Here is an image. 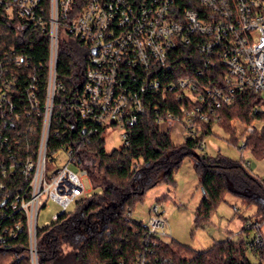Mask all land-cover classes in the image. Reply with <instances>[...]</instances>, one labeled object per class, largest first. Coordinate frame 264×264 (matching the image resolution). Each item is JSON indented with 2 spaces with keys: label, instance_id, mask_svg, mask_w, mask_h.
I'll return each mask as SVG.
<instances>
[{
  "label": "trees",
  "instance_id": "16d2710c",
  "mask_svg": "<svg viewBox=\"0 0 264 264\" xmlns=\"http://www.w3.org/2000/svg\"><path fill=\"white\" fill-rule=\"evenodd\" d=\"M178 3L187 9L200 7V0H179ZM18 23L9 19L0 6V86L1 81L9 86L15 84L5 89L7 97L4 109L0 110V239H4L0 240V264H32L24 215L12 209L17 195L27 193L28 180L18 168L11 173L10 166L22 165L27 156L26 147H30L31 155L37 150L42 119L35 112L28 115L25 109L30 106L31 94L43 109L49 72L48 33L34 27L21 30ZM89 62V46L71 38L61 39L57 63L60 89L54 100L48 155L53 159L62 148H73L76 166L88 172L91 184L99 193L81 198L74 203L75 211L67 210L50 225L38 229V264H134L141 254L152 256L155 264H264V247H249L243 239L218 242L204 251L160 239L155 246L152 242L146 246L141 222L129 219L149 190L163 183L173 186L176 171L191 157L204 194L195 214L197 227L208 223L227 192L235 194L243 204L256 205V221L261 224L264 181L250 173L243 158L239 162L221 155L213 158L203 146L206 137L218 127L242 151L245 134L233 123L253 124V109L262 103L260 97L251 91L238 93L234 104L223 105L216 111L217 124L205 126L209 131L207 136L186 138L179 145L172 141L169 132H161L157 123L159 114L168 110L177 112L178 104L150 99L146 115L130 134L129 146L108 153L106 130L98 128L91 134V126L81 121L76 123L70 114ZM174 64L180 77L183 68L193 72L200 68L202 60L195 48L182 47L176 52ZM210 70L208 74L212 77L213 68ZM248 149L263 156L264 135L256 133L246 137L245 150ZM250 221L242 229L246 236L252 230L247 228ZM19 222L22 230L15 237L5 233V229H13ZM150 252L153 253L149 255ZM250 253L253 259L249 258Z\"/></svg>",
  "mask_w": 264,
  "mask_h": 264
},
{
  "label": "built area",
  "instance_id": "2783aa9c",
  "mask_svg": "<svg viewBox=\"0 0 264 264\" xmlns=\"http://www.w3.org/2000/svg\"><path fill=\"white\" fill-rule=\"evenodd\" d=\"M178 2L0 0L6 15L19 22L21 30L39 28L48 33L50 40L46 101L41 110V103L31 94L30 106L25 109L28 115L35 112L42 119L38 147L33 155L30 147H26L22 165L10 166L11 173L18 168L28 180L27 193L17 195L12 209L24 215L32 264H38L37 220L47 202L53 201L62 210L56 221L72 204L92 196L84 183L89 179L88 172L76 166L73 148H62L53 159L48 155L54 100L60 89L57 63L62 38L90 47L85 81L70 106V114L76 123L91 126V134L98 128L106 132L120 128L123 146H129L130 134L146 115L150 99L160 98L163 103L178 104L177 112L168 110L159 114L157 123L161 132L171 133L175 127L183 142L186 138L207 136L205 126L219 121L216 111L223 105L234 104L238 93L251 91L262 103L253 109V124L245 126L237 122L236 127L245 134L242 151L246 148V137L264 135V0H200L198 10L182 8ZM182 47L195 48L202 64L193 72L183 68L178 77L174 63L176 52ZM210 68L212 77L208 74ZM1 84L0 110H3L5 89L15 84L9 86L3 81ZM10 109L16 111L14 106ZM60 162L64 165L55 169L53 166ZM245 165L250 167L249 162ZM3 176H7L6 171ZM141 227L144 245L152 242L155 246L165 235L167 219L156 206ZM247 228L255 231L248 246L264 247L261 224L251 220ZM21 230L19 222L13 229H5V233L15 237ZM154 262L152 256L141 254L134 264Z\"/></svg>",
  "mask_w": 264,
  "mask_h": 264
},
{
  "label": "rangeland",
  "instance_id": "374dc122",
  "mask_svg": "<svg viewBox=\"0 0 264 264\" xmlns=\"http://www.w3.org/2000/svg\"><path fill=\"white\" fill-rule=\"evenodd\" d=\"M233 125L236 127L237 122H234ZM121 135L120 128H111L106 132L105 147L108 153L123 147L124 142ZM174 137V142H180V137L178 138L177 135ZM230 142L231 136L225 130L214 127V133L206 138L205 152L213 158L221 155L237 162L243 158L246 163H250V173L255 178L264 181V154L260 157L249 149L242 152ZM63 165L64 162H60L53 167L59 169ZM72 169L77 173L80 172L78 168ZM174 178L175 184L173 186L165 183L159 184L146 193L143 201L135 207V211L131 216L133 221H148L151 217V210L157 206L167 219V228L165 235L161 236V240L164 243L176 242L196 251L207 250L216 241L227 240L229 237L233 241L240 239L249 241L254 238V230H251L250 238L246 239V235L242 233L240 228L245 226L248 220L256 221L258 213L256 205L243 204L239 197L227 192L212 213L208 223L197 227L195 214L204 194L200 187L199 176L195 170L194 159L191 157L186 158L176 171ZM84 183L89 195L99 193V189H95L88 178L84 180ZM75 209L74 204L68 208L69 212H73ZM61 211L56 203L48 201L38 215L37 224L39 229L45 228L54 222L55 217ZM261 232L264 236V219L261 221ZM249 258L253 259L251 253Z\"/></svg>",
  "mask_w": 264,
  "mask_h": 264
},
{
  "label": "crops",
  "instance_id": "0c3cea01",
  "mask_svg": "<svg viewBox=\"0 0 264 264\" xmlns=\"http://www.w3.org/2000/svg\"><path fill=\"white\" fill-rule=\"evenodd\" d=\"M175 135H177L178 136V138L180 137V142H174V136ZM170 136H171V138H172V141L175 143V144H177V145H179V144H182L183 143V139L181 138L182 137V135L180 134V131L177 129V128H173V130H172V132L170 133ZM246 222H248V221H246ZM244 228V226L242 227V228H240L241 230ZM250 234H251V231L249 232V234L246 236V239H248V238H250ZM242 236H243V234H242ZM228 239H231V237H229ZM227 239V240H228ZM233 240V239H232ZM223 241H226V240H222V241H216L215 243H218V242H223ZM215 243H213V245L215 244ZM212 245V246H213ZM212 246H210L209 248H211ZM208 248V249H209Z\"/></svg>",
  "mask_w": 264,
  "mask_h": 264
},
{
  "label": "water",
  "instance_id": "95a60500",
  "mask_svg": "<svg viewBox=\"0 0 264 264\" xmlns=\"http://www.w3.org/2000/svg\"><path fill=\"white\" fill-rule=\"evenodd\" d=\"M93 53H95V51Z\"/></svg>",
  "mask_w": 264,
  "mask_h": 264
}]
</instances>
